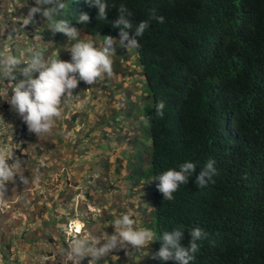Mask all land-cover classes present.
<instances>
[{
    "label": "trees",
    "instance_id": "trees-1",
    "mask_svg": "<svg viewBox=\"0 0 264 264\" xmlns=\"http://www.w3.org/2000/svg\"><path fill=\"white\" fill-rule=\"evenodd\" d=\"M105 2L109 5L107 20L96 19L98 10L90 7L95 11L92 18L96 24L81 26L86 36L97 35L100 41L103 36H112L119 42V30L111 24L119 15L120 4L133 14L132 31L144 20L150 23L138 38L139 49L115 46L128 55L126 82L135 84L134 91L140 87L139 91L146 94L136 102L143 116L150 117L148 139L129 141L122 147L120 140L108 134L118 133L122 117H104L98 103L87 105L90 98H78L80 112L76 118L72 105L75 96L63 101V119L56 122L50 138L56 145L46 146L40 157L37 151L25 153L22 173L28 183L17 178L7 184L6 196L14 191L24 200L30 182L37 175L41 177L46 167V182L52 175L57 178L55 196L70 191L80 198L74 213L71 197L59 202L47 197L45 208L55 213L51 223L57 241L52 239L51 226L49 232L38 229L31 243L32 264L44 257L51 259L53 253H57L56 258L64 257L65 246L59 241L64 223L73 219L82 222L85 228L81 237H95L100 226L111 235L114 220L125 213L132 214L137 228H150L158 236L182 228L185 235L180 243L184 247L192 229L207 232L208 237L198 242L200 248L191 264H264V0ZM70 4L66 11L77 6L76 1ZM153 10L156 16L164 17V23L151 19ZM120 76L115 73V77ZM125 86L129 102L131 87ZM7 87L0 81V91ZM161 100L166 105L162 118L155 112ZM68 124L75 127L68 129ZM114 148L120 156L107 166L113 179L110 183L97 171L106 168L103 152ZM142 153L147 154L144 166ZM46 157L48 161L43 164ZM209 159L216 161L217 175L199 187L196 176ZM76 162H86L78 178L73 177L77 172L69 169L59 172L65 163ZM184 162L195 163L196 171L186 185H180L173 200H163L157 189L159 181L150 182L151 178L170 168L179 170ZM42 191L41 182L38 192ZM82 198L90 201L87 210L91 215ZM48 244L53 245V253L46 250ZM11 245L17 248L7 241L0 249L2 264H20L8 253ZM160 246V241L139 250L126 245L128 250H115L97 264H128L125 257L137 264H176L174 260L152 258ZM37 255L39 259L34 262ZM89 259L80 264H88ZM66 264H71L68 258Z\"/></svg>",
    "mask_w": 264,
    "mask_h": 264
},
{
    "label": "clouds",
    "instance_id": "clouds-1",
    "mask_svg": "<svg viewBox=\"0 0 264 264\" xmlns=\"http://www.w3.org/2000/svg\"><path fill=\"white\" fill-rule=\"evenodd\" d=\"M74 1L77 4L75 9L66 11L67 4L70 2L73 5ZM90 7L98 10L96 19L107 20L109 5L105 0H0V81L8 84L6 90L0 91V208L6 204L9 181L18 178L21 182L28 183L22 173L23 155L37 151V157H40L46 146L56 143L50 138L56 122L63 119V101L75 96L72 105L74 115L78 118V98L93 100L94 96L87 97L89 85L95 84L105 75L115 77L116 72L121 73L122 84L131 87V97L127 96L129 109L126 114L138 115L131 119L133 124L129 123L126 129L121 127L115 137L109 132L108 134L120 140L122 147L129 141L148 139L145 134L146 126H150V117L142 115L141 105L136 102V98L146 94L139 91L140 87L134 91V83L126 84L130 73L127 67L129 60H125L128 55L121 49H117L119 54L115 55V46L121 44L128 49H139L141 45L138 38L149 28L150 23L144 20L132 31L133 14L126 5L120 4L119 15L111 24L119 30V42L112 36H103V41H100L97 35L86 36L87 33H83V27L96 24L92 18L95 11L90 10ZM151 19L164 23V17L156 16L154 10ZM98 43L102 44L97 47ZM103 94L104 92L96 93L100 98H103ZM165 107L163 100L155 106V112L161 118ZM71 127L73 124H68V129ZM23 135L28 139L22 140ZM103 155L106 157L108 154L103 152ZM146 157L147 154L142 153V166L145 165ZM215 165L214 159L206 162L196 176V185L205 187L217 175ZM196 169L195 163L184 162L179 170L170 168L151 178L150 182L159 181L157 189L162 193L163 200L171 201L180 185H186ZM62 171L63 169L60 172ZM39 180L38 175L34 177V182L39 183ZM28 189L29 187L25 191ZM87 208L85 206L86 210ZM87 211L89 213L91 210ZM70 222L76 221L73 219L64 223L59 241L65 246L62 259L68 258L71 264H80L86 257H90L88 264H97L101 258L115 250L125 249L126 245L139 250L148 248L156 241H160L161 246L152 256L153 259L191 264L195 259L194 254L200 248L198 242L208 237L207 232L196 227L188 234L190 241L184 247L180 243L185 235L182 228L178 227L158 236L150 228H137L132 214L125 213L114 220L111 235L103 232L97 237L83 235L81 238L85 226L77 221L78 231L75 232L74 228L64 242L66 225ZM71 237L74 240L69 244ZM69 245L71 247L67 250ZM128 249L129 247L126 248ZM127 258L129 261H126ZM125 261L128 264L138 263L129 257H125Z\"/></svg>",
    "mask_w": 264,
    "mask_h": 264
},
{
    "label": "rangeland",
    "instance_id": "rangeland-1",
    "mask_svg": "<svg viewBox=\"0 0 264 264\" xmlns=\"http://www.w3.org/2000/svg\"><path fill=\"white\" fill-rule=\"evenodd\" d=\"M102 43H98L96 46L99 47ZM116 53L119 54V51L116 48ZM29 57V56H28ZM26 59V58H25ZM27 60V59H26ZM114 70V69H113ZM122 78L120 77H108L105 75L102 79H100L98 82H96L93 85H89L88 89V95L87 97H93V100H89L86 104L91 105L92 103H98L97 108L99 109V112L104 117L111 114L114 117H122L123 120L121 122V127L126 129L127 125L129 123L133 124L131 122V119L137 118V114H124L129 109V104L127 102V99L125 98V92L128 90L127 86H124L121 82ZM128 84V82H126ZM104 92L103 98L97 97L96 93ZM143 115V111H142ZM138 125V124H137ZM135 125V127L137 126ZM75 127V125L73 124ZM79 129V128H78ZM78 129L76 131H78ZM82 130V129H80ZM145 134V133H144ZM117 134L113 133V136L115 137ZM147 137V134H145ZM44 139V137H43ZM117 142V141H115ZM52 144L51 142H49ZM56 143L52 144L55 145ZM108 154L104 159L106 162V168H99L97 171V174L99 177L101 176L102 179H108L109 182H113L112 178H109V168L107 169V166H110L111 163L114 160V157L120 156L118 153V150L116 148L112 149L111 151H104ZM48 161V157L42 159L43 164ZM117 164H120V160L117 162ZM86 165L85 163L76 162L74 164H68L65 163L64 167H62L59 172L63 169L64 171L69 172H77L73 177L78 178L80 175V172L82 168ZM96 168L93 167V170ZM42 176L40 177L39 183H43V191L42 193L38 192L39 190V183H36L32 181L29 184L28 189V197L24 198V200H20L19 195L13 191L12 195L7 198L6 204H4L0 208V249L3 250L2 246L5 245L7 241H10V243H15L17 245V248L13 247L12 245L8 247L9 254L15 261H19L20 264H32V248L31 243L35 241L36 239V233L38 229L45 230L49 232L50 230L47 229L51 226L53 228L52 232V239L56 240L55 238V228L54 225L51 223L53 220V217L55 213H52L49 208L47 207L48 199L47 197L56 198L57 202L63 201L64 199L70 198L72 200V211L75 213L76 205L79 202V196L78 194L70 195L69 194H59L58 196H55L54 194V188H57L56 182L57 178L55 175L51 176V180L46 182V177L48 170L46 167L42 168ZM97 175V176H98ZM51 187V189H49ZM78 185L74 188L71 187V190L77 189ZM98 192V191H97ZM95 194V193H94ZM8 195V194H7ZM95 195L101 196L100 193H96ZM50 201V200H49ZM81 203L88 207V204L90 201L88 199H81ZM91 211H89V215H91ZM113 214V212L111 213ZM103 215V214H102ZM74 223V222H73ZM73 223L70 222L66 225V233L64 237V242L66 239H68L70 232H72ZM57 228V226H55ZM104 232V228L100 226V230L98 231V234L95 235V237L99 236L101 233ZM81 237V236H80ZM77 238V237H76ZM75 238V239H76ZM82 238V237H81ZM68 243L71 244V241L74 240L73 237L69 238ZM57 241V240H56ZM13 247V248H12ZM53 245L48 244L46 247L47 251H51L53 253ZM71 245L67 248L69 250ZM57 254V253H56ZM56 254L54 253L51 255V259L46 260V258H42L40 260V263L38 264H66V259H59L56 258ZM1 255V254H0ZM39 256L37 255L36 260L34 262L38 261ZM126 261H129L127 258ZM2 264V262H0Z\"/></svg>",
    "mask_w": 264,
    "mask_h": 264
},
{
    "label": "bare ground",
    "instance_id": "bare-ground-1",
    "mask_svg": "<svg viewBox=\"0 0 264 264\" xmlns=\"http://www.w3.org/2000/svg\"><path fill=\"white\" fill-rule=\"evenodd\" d=\"M73 228H75L74 230H75V232H77L78 231V224L75 222L74 223V226H73Z\"/></svg>",
    "mask_w": 264,
    "mask_h": 264
}]
</instances>
